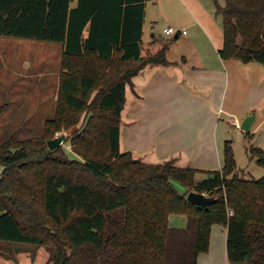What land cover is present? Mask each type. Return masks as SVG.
<instances>
[{
  "label": "trees",
  "instance_id": "obj_1",
  "mask_svg": "<svg viewBox=\"0 0 264 264\" xmlns=\"http://www.w3.org/2000/svg\"><path fill=\"white\" fill-rule=\"evenodd\" d=\"M149 1L155 0H0V37L60 43L64 69L72 58H87L84 67L63 71L45 137L20 142L15 135L0 148V241L45 246L53 264H197L219 224L228 228L231 264H264V176L237 175L230 141L223 169L214 171L149 164L121 150L127 85L148 65H170L166 46L142 53ZM216 14L223 19L220 56L264 64V0H225ZM116 58L122 73L100 81L98 68ZM83 112L93 116L73 148L84 161L51 151L54 132ZM250 153L264 167L263 149ZM199 172L207 178L198 180ZM191 191L215 201L198 208L187 201ZM172 214L187 216V226L171 227Z\"/></svg>",
  "mask_w": 264,
  "mask_h": 264
},
{
  "label": "crops",
  "instance_id": "obj_2",
  "mask_svg": "<svg viewBox=\"0 0 264 264\" xmlns=\"http://www.w3.org/2000/svg\"><path fill=\"white\" fill-rule=\"evenodd\" d=\"M172 2L176 6L174 14L178 20H173L163 30L174 27L179 33L164 35L154 51L145 50L144 45L142 48L145 56L166 46L170 65H148L133 77V87L127 85L126 104L122 112L121 150L130 151L135 158L149 164L173 161L179 167L201 171L222 170V155L224 160L225 144L229 141L218 137L220 120L224 116L230 118L228 123L236 127V123L241 125L247 115L255 114L249 136L253 146L264 151V64L224 60L220 56L224 46L223 19L216 14V5L224 6L223 0H164L167 5ZM76 3L77 0H73V5ZM146 15L147 5L143 44ZM153 37H156L155 34ZM3 38L0 37V42L7 47L8 42ZM43 47L47 55L42 59V68L48 71L53 65L58 70L55 81L49 80L48 74H43V78L47 77L45 90L57 100L64 47L60 43L57 47ZM92 58L95 60V57ZM247 65H253V79L244 72ZM4 68L11 67L7 65ZM23 78L28 79V75ZM31 92L34 95L37 88L26 87L25 93L32 95ZM163 118L167 119L166 124L160 125ZM220 143L224 145L222 149ZM187 223L185 215L172 214L169 217L171 227L185 228ZM227 240V226L214 225L209 251L199 256L197 264H231Z\"/></svg>",
  "mask_w": 264,
  "mask_h": 264
},
{
  "label": "rangeland",
  "instance_id": "obj_3",
  "mask_svg": "<svg viewBox=\"0 0 264 264\" xmlns=\"http://www.w3.org/2000/svg\"><path fill=\"white\" fill-rule=\"evenodd\" d=\"M225 0H223V4ZM176 6L174 2L170 5L164 3V0L157 2H149L147 4V15L145 23L144 47L145 50H156L160 46L164 27L178 20L174 14ZM175 17V18H174ZM222 18V17H221ZM155 34L156 37H153ZM6 44L0 42V148L5 146L8 141L15 135H18L20 142L27 140H35L43 138L46 135V122L56 116L59 101L51 98V94H47L45 90V82L47 77L43 78V74L49 77V80H57L58 70L55 66H50L46 71L42 67V59L44 55L43 45H53L54 42H41L35 40H25L4 36ZM27 43V44H25ZM25 45L31 46L26 48ZM9 52V53H8ZM8 53V54H7ZM5 55V59H4ZM87 58H72V61L65 69L61 62V77L64 70L71 68L84 67V61ZM5 61V63L2 62ZM63 60V58H62ZM92 56H88L89 70L96 71V64L93 63ZM9 65L11 68L6 69ZM31 67L30 69H28ZM124 64L119 58L113 61H106L101 65L99 70L100 81H112L116 76L122 73ZM245 67V74L253 79V65ZM82 68V67H81ZM97 70V72H98ZM28 75V79L25 77ZM61 80V78H60ZM25 81H29L28 84ZM253 82V81H252ZM37 88V92L33 95L25 93L26 87ZM101 89V87L99 88ZM30 93L29 91H26ZM97 92L94 93V95ZM93 95V96H94ZM59 98V94H58ZM94 98V97H93ZM182 112V108L179 113ZM92 112H83L80 114L77 123L71 125L67 129L55 131L53 138L65 136V140L58 148L63 152L66 159L77 160L83 162V158L75 153L73 148V140L81 136L85 131ZM184 118V117H183ZM147 120V119H146ZM231 119L227 116L220 120L218 137L229 140L235 153L237 163L236 173L240 178L259 179L264 176V167L257 163L256 157H252L250 153L253 147V140L248 133L236 128L232 123H228ZM167 119L163 118L160 125L166 124ZM142 123H146L143 121ZM169 123V122H168ZM159 126V124H158ZM221 144V149L223 144ZM101 151V150H100ZM224 167L222 155L221 160ZM211 168V167H209ZM213 168V167H212ZM5 166L0 164V175L3 173ZM223 169V168H222ZM197 178L202 180L207 178L206 173L200 172ZM176 189L180 193H184L186 188L177 182H174ZM0 264H53L52 254L45 246H36L31 244L7 243L0 241Z\"/></svg>",
  "mask_w": 264,
  "mask_h": 264
},
{
  "label": "water",
  "instance_id": "obj_4",
  "mask_svg": "<svg viewBox=\"0 0 264 264\" xmlns=\"http://www.w3.org/2000/svg\"><path fill=\"white\" fill-rule=\"evenodd\" d=\"M255 114L247 115L245 119L242 121L240 128L246 133H250L252 130L253 123L255 121ZM65 140V136L62 135L60 137H56L47 141L48 148L51 151L56 150L60 145L63 144ZM187 201L198 208L206 209L208 208L214 201V197H209L203 193H197L195 191H191L187 195Z\"/></svg>",
  "mask_w": 264,
  "mask_h": 264
},
{
  "label": "built area",
  "instance_id": "obj_5",
  "mask_svg": "<svg viewBox=\"0 0 264 264\" xmlns=\"http://www.w3.org/2000/svg\"><path fill=\"white\" fill-rule=\"evenodd\" d=\"M164 34L167 35V36H174L176 34L179 33V31L177 29H175L174 27H168V28H165L163 30ZM236 127L240 128V124L239 123H236ZM233 212L230 211V215H232Z\"/></svg>",
  "mask_w": 264,
  "mask_h": 264
}]
</instances>
